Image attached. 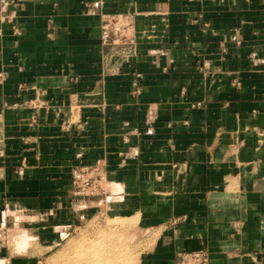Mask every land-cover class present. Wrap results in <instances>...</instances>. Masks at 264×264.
Instances as JSON below:
<instances>
[{"label": "crops", "instance_id": "1", "mask_svg": "<svg viewBox=\"0 0 264 264\" xmlns=\"http://www.w3.org/2000/svg\"><path fill=\"white\" fill-rule=\"evenodd\" d=\"M129 14L137 44L102 45ZM0 72V264L49 260L92 219L130 221L134 264H264V0H0Z\"/></svg>", "mask_w": 264, "mask_h": 264}, {"label": "rangeland", "instance_id": "2", "mask_svg": "<svg viewBox=\"0 0 264 264\" xmlns=\"http://www.w3.org/2000/svg\"><path fill=\"white\" fill-rule=\"evenodd\" d=\"M124 219L90 220L49 260L37 264H134L141 233Z\"/></svg>", "mask_w": 264, "mask_h": 264}, {"label": "built area", "instance_id": "3", "mask_svg": "<svg viewBox=\"0 0 264 264\" xmlns=\"http://www.w3.org/2000/svg\"><path fill=\"white\" fill-rule=\"evenodd\" d=\"M13 6L17 4L12 2ZM16 11L13 12L12 16V30L14 35L19 36L21 33L20 27L16 21ZM137 29L134 21V15H106L103 17L100 25V40L104 46H133L137 44ZM240 44V42L238 43ZM7 80V76L4 72H0V84ZM21 90L27 89L24 85L20 86ZM32 108L42 107L44 104L36 98L31 101ZM31 122H37L36 113L31 116ZM19 175L23 174L22 170L18 171ZM102 170L99 167H85L76 168L73 171V194L75 196H85L89 192L92 194L98 180H102ZM210 252L206 249H202L194 252H181L179 253L175 264H211L210 263Z\"/></svg>", "mask_w": 264, "mask_h": 264}]
</instances>
